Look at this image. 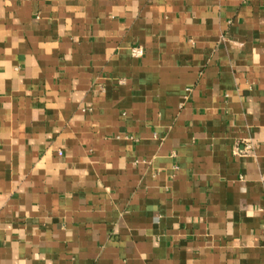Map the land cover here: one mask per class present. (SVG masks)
Listing matches in <instances>:
<instances>
[{
	"label": "crops",
	"instance_id": "1",
	"mask_svg": "<svg viewBox=\"0 0 264 264\" xmlns=\"http://www.w3.org/2000/svg\"><path fill=\"white\" fill-rule=\"evenodd\" d=\"M0 264H264V0H0Z\"/></svg>",
	"mask_w": 264,
	"mask_h": 264
},
{
	"label": "built area",
	"instance_id": "2",
	"mask_svg": "<svg viewBox=\"0 0 264 264\" xmlns=\"http://www.w3.org/2000/svg\"><path fill=\"white\" fill-rule=\"evenodd\" d=\"M131 53L133 56H136V57L141 56L142 48L140 46H134L131 48ZM250 150H251V144L246 143L240 152H242L243 154H247L249 153Z\"/></svg>",
	"mask_w": 264,
	"mask_h": 264
}]
</instances>
